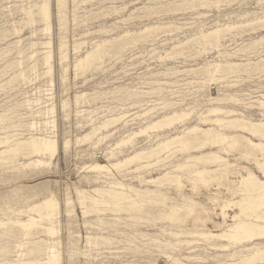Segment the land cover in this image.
Instances as JSON below:
<instances>
[{
    "label": "rangeland",
    "instance_id": "rangeland-1",
    "mask_svg": "<svg viewBox=\"0 0 264 264\" xmlns=\"http://www.w3.org/2000/svg\"><path fill=\"white\" fill-rule=\"evenodd\" d=\"M43 4L48 6L47 19L38 12ZM63 4L0 0V139L7 136L12 145L41 134L55 135L58 142L53 158L27 157L25 151L9 161L0 157V264H44L51 255L56 259L51 264H224L248 254L255 244L264 246V240L236 245L201 238L237 223L235 210L227 206L242 198L239 181L247 170L264 181L256 165L259 161L264 166V155L253 151L244 138L264 140L236 127L241 120L264 125V0H64ZM215 29L220 31L218 37L204 38ZM92 51L102 57L93 59L87 70L74 69ZM52 107L50 116L39 114ZM215 107L222 111L218 116L209 113ZM179 113L187 114L181 122L140 133L164 116ZM120 116L124 117L116 127L112 124L82 139L101 122ZM202 116L235 123L206 122V126ZM44 121L48 124L42 125ZM192 127L230 136L237 141L235 148L225 143L201 148L192 144L183 152L177 149L150 158V166L139 171L136 168L144 160L128 163L127 168L112 167L110 176L87 169L96 162L110 167ZM65 141L68 145L63 146ZM208 152L225 161L199 165L188 158ZM31 161L41 163L26 166ZM226 163V168L219 167ZM181 165L196 167L183 171L177 169ZM203 167L220 171L195 177L193 172ZM167 172L169 180L164 178ZM111 182L128 188L118 190L137 207L118 212L114 205L102 204L84 215L86 207L79 197H96L91 191L108 190ZM130 189L144 195H132ZM50 196L58 205L53 219L29 210ZM175 207L179 210L173 216L170 210ZM246 211L253 215L260 210ZM30 218L39 225L29 231L18 226ZM39 227L54 231L44 233ZM257 263L264 260L251 264Z\"/></svg>",
    "mask_w": 264,
    "mask_h": 264
},
{
    "label": "bare ground",
    "instance_id": "bare-ground-1",
    "mask_svg": "<svg viewBox=\"0 0 264 264\" xmlns=\"http://www.w3.org/2000/svg\"><path fill=\"white\" fill-rule=\"evenodd\" d=\"M58 4L59 5H64V0H57ZM260 3V2H259ZM37 10V9H36ZM38 12L47 19V16H48V6L47 4H43L42 6H40L38 8ZM42 17V19H43ZM257 20V19H256ZM46 21V20H44ZM94 21V20H93ZM255 21V20H254ZM257 22H259L257 20ZM80 25V24H79ZM254 25V24H253ZM228 26V25H227ZM170 27V26H169ZM229 27V26H228ZM47 28V27H46ZM49 28V27H48ZM148 28V27H147ZM247 28V26H246ZM151 29V28H149ZM156 29V28H153L152 31ZM228 29V28H227ZM225 29V30H227ZM231 29V28H230ZM234 29V28H232ZM236 29V28H235ZM224 30V29H223ZM224 30V31H225ZM150 31V30H149ZM175 31V30H174ZM146 32V31H145ZM219 29H215V30H212L210 32H207L206 35H204V38H216L219 36ZM149 33V32H148ZM206 33V32H205ZM141 34H145L144 31L143 33ZM133 35V34H131ZM141 36V35H140ZM203 36V35H202ZM125 37V36H124ZM123 37V38H124ZM128 37V36H126ZM134 37V36H132ZM148 37V36H147ZM120 38V37H119ZM203 38V37H202ZM122 39V38H121ZM120 39V40H121ZM146 39V38H144ZM195 39V38H193ZM119 40V41H120ZM204 40V39H203ZM116 41V40H115ZM263 41V40H262ZM187 42V41H186ZM258 42H261L258 41ZM113 43V42H111ZM184 43V42H183ZM189 43V42H188ZM45 45H48L49 43H44ZM100 44V43H99ZM110 44V43H109ZM108 44V45H109ZM185 44V43H184ZM187 44V43H186ZM257 44V43H256ZM75 45V44H74ZM102 45V44H101ZM99 45V46H101ZM106 45H107V42H106ZM119 45V44H118ZM150 45V44H149ZM77 46V44H76ZM75 46V47H76ZM79 46V45H78ZM78 46L76 48H78ZM104 46V44H103ZM112 46V45H111ZM48 47V46H47ZM74 47V48H75ZM96 47V46H95ZM107 47V46H106ZM60 48L62 49L63 47L60 46ZM75 48V49H76ZM173 48V47H172ZM264 48V47H263ZM100 49V48H99ZM103 49V48H102ZM124 49V48H123ZM64 50V48H63ZM98 50V49H97ZM96 51V50H95ZM77 52V51H76ZM119 52V51H118ZM66 54V52H64ZM117 53V52H116ZM122 53V52H121ZM169 53V52H168ZM104 54V53H103ZM102 55V54H101ZM50 56V55H49ZM49 56H46V61H48L49 59ZM107 56V55H106ZM105 56V57H106ZM258 56V55H257ZM61 57V56H60ZM100 57L102 56H99L98 54L94 53V51L92 52H89L85 57H83L82 59H80L74 66V69H79V70H87V68H90L89 66L93 65V64H90L91 61L94 59H100ZM110 57V56H108ZM104 58V57H103ZM102 58V59H103ZM63 59V58H62ZM165 59V58H164ZM64 60V59H63ZM45 61V60H44ZM45 61V62H46ZM61 61V60H60ZM161 61V60H160ZM95 62V61H94ZM101 62V61H100ZM207 66V65H206ZM92 67V66H91ZM218 65H215L214 69L217 68ZM258 67V66H257ZM49 68V67H48ZM94 68V66H93ZM97 68V67H96ZM50 69V68H49ZM209 69V68H207ZM211 69V68H210ZM91 70V69H90ZM255 70V69H254ZM49 71V70H48ZM196 71V70H194ZM200 71V70H199ZM207 71V70H205ZM24 72V71H23ZM50 72V71H49ZM66 72V71H65ZM75 72V71H74ZM79 72V71H78ZM82 72V71H81ZM190 72V71H189ZM188 72V73H189ZM202 72V70H201ZM77 73V72H75ZM47 74V73H46ZM233 74V73H231ZM15 76V75H14ZM20 76V75H19ZM17 76V77H19ZM74 77V76H73ZM14 79V77H13ZM18 79V78H17ZM145 84V83H144ZM128 90V89H127ZM131 91V90H130ZM127 92V91H126ZM143 92V91H142ZM115 93V92H114ZM121 93V92H120ZM78 97V96H77ZM120 97V96H119ZM135 97V96H134ZM133 97V98H134ZM122 98V97H121ZM120 98V99H121ZM263 99V98H262ZM218 100V99H217ZM101 102V101H100ZM259 102V101H258ZM257 102V103H258ZM256 103V104H257ZM263 103V102H262ZM37 104V103H36ZM139 104V103H138ZM137 105V104H136ZM170 105V104H169ZM261 105V104H259ZM63 106V105H62ZM264 106V105H263ZM262 106V107H263ZM139 107V106H138ZM39 108V107H38ZM134 108V107H133ZM260 108V106H259ZM264 108V107H263ZM262 108V109H263ZM116 109V108H115ZM137 109V108H136ZM154 109V108H153ZM53 107L44 111V112H39V114L41 113L44 118H45V115H48L50 113L53 112ZM143 110V109H142ZM152 110V109H151ZM108 111V110H107ZM112 111V110H111ZM114 111V110H113ZM56 112V111H55ZM114 112H117V110H115ZM208 112V111H207ZM222 111L215 107V108H210L209 110V113L210 114H213L215 116H218L219 113H221ZM224 112V111H223ZM227 112V111H226ZM229 112V110H228ZM145 113H148V112H145ZM144 113V114H145ZM34 114V113H33ZM53 114V113H52ZM109 114H111L109 112ZM151 114V113H149ZM148 114V115H149ZM106 115V114H105ZM118 115V114H117ZM143 115V114H142ZM165 115V114H164ZM223 115V114H222ZM229 115V114H228ZM227 115V116H228ZM39 116V115H37ZM50 116V115H48ZM145 116V115H144ZM187 116V114L185 113H182V114H172V115H166L164 116L163 118H161L160 120L158 121H155L153 123H151L149 126H147L145 129L141 130L140 133L144 132L145 133V130H154L155 129H161V128H165L166 126H171L172 124H174V122L178 121V122H181L179 120H182L183 118H185ZM225 116V114H224ZM223 116V117H224ZM108 117V116H106ZM124 116H120V117H117V118H110L104 122H101V124H99L98 126L96 127H93L91 129L90 132L86 133L82 139L83 140H87L89 139L90 137H92V135L96 134L97 132L100 133V131H105L104 129L108 128L110 125L113 126L112 124H114V126L116 127L117 125H115V123L119 122L120 119H122ZM139 117V116H138ZM137 117V118H138ZM205 117V116H204ZM202 116V118H204ZM209 117V116H208ZM221 117V116H220ZM231 117V116H229ZM237 117V116H236ZM238 117H241V116H238ZM244 117V116H243ZM40 118V117H39ZM43 118V117H42ZM105 118V117H104ZM142 118V117H141ZM201 118V117H200ZM199 118V119H200ZM227 118V117H226ZM228 119V118H227ZM230 119V118H229ZM121 121V120H120ZM186 121V120H185ZM235 121V119H230V120H227V121H223L219 118H215V119H208V118H204L203 119V123L204 125H206V122L209 123L211 122L212 123V126L214 124V126H219V124L221 125V123H227L228 126L229 124L233 123ZM237 121V120H236ZM177 122V123H178ZM183 122V121H182ZM241 122L243 123H239L236 127L238 128V130H240V132L242 131L243 133L249 135V136H252V137H259L261 139L264 140V125L263 124H251V123H246L245 121H242ZM39 123V122H38ZM37 123V124H38ZM235 123V122H234ZM238 123V122H237ZM41 124V123H39ZM47 125L48 122L47 121H44L42 123V125ZM34 125H36V122L35 123H32L30 125V127H34ZM53 125V124H52ZM176 125V124H175ZM174 125V126H175ZM210 125V124H209ZM223 125V124H222ZM221 125V126H222ZM236 125V124H234ZM49 126V125H48ZM54 126V125H53ZM92 126V125H91ZM113 126V127H114ZM207 126V125H206ZM39 127V126H38ZM112 127V128H113ZM111 128V127H110ZM177 128V127H176ZM216 128V127H214ZM223 128V127H222ZM227 128V127H226ZM230 128V127H229ZM31 129V128H30ZM166 129V128H165ZM186 129V128H185ZM184 130V129H183ZM213 130V129H212ZM211 129H202L200 127H192V128H189L185 133L181 134V135H176V136H173V137H169V138H166V140H163L161 142H159L156 147H153L151 148L150 150H140L138 152H136L134 155L126 158L124 161H120L118 163H114L112 165L107 166V165H103V164H100V163H95L93 165H90L87 169L93 171V172H98V173H105L107 175H109V173H111V170L110 168L112 169V167H114V169H118L119 167H122L124 164L125 167L127 168V164L129 163H132V162H138V161H143L145 162V164H141L140 166H138L136 168L137 171H139L138 169H141V168H144V167H147V166H150V158H154L156 156H159L161 155V153H171L172 151L174 152V150H177L179 149V151H185V150H188V146L192 145V144H196L197 146H194V148H201L202 146L204 147L205 144L207 145L208 143H210V146L211 145H219V144H227L229 145L230 147L231 146H234L236 144V140L234 138H231L230 136H225V135H219L218 133H213ZM237 130V129H236ZM43 131V130H41ZM46 131V130H45ZM107 131V130H106ZM160 131V130H159ZM44 132V131H43ZM238 132V131H237ZM139 133V132H138ZM137 133V134H138ZM148 133V131L146 132ZM145 133V134H146ZM100 135V134H99ZM55 136V135H54ZM51 136H46V135H31L30 137H27V138H23L21 140H17L16 142H14V144L12 143V145L8 144L9 142L11 143V141H9L8 137L5 136V137H2L0 139V148L3 147V149L1 150L0 149V157H3L4 159H6L7 161H9L13 156H17L18 154H22V151H25L26 153H23L25 155L28 156H33V155H40V156H49V158H53L54 155L57 154V150H58V146H57V141L56 139ZM95 136V135H94ZM135 136V134H134ZM141 136V135H140ZM237 136V135H236ZM138 137V136H136ZM239 137V136H238ZM241 137V136H240ZM134 138V137H133ZM160 138V137H159ZM237 138V137H236ZM244 138V137H243ZM99 139V138H98ZM105 139V138H104ZM135 139V138H134ZM244 139H247V142L245 143H248V145L252 146L254 149H257L259 150L262 155H264V141L263 142H253L250 138L246 137ZM102 140V137L101 139ZM129 140H132L130 137L128 139ZM156 140V139H155ZM255 140V139H254ZM15 141V140H14ZM90 141V140H89ZM133 141V140H132ZM159 141V140H158ZM88 142V141H87ZM240 142V141H239ZM242 142V141H241ZM244 142V141H243ZM127 143V142H126ZM155 143V142H154ZM65 145L63 146H66L68 145V141L64 143ZM121 142H120V146H121ZM125 144V143H124ZM128 145V143H127ZM118 146V145H117ZM125 146V145H124ZM116 147V146H115ZM212 147V146H211ZM218 147H221V146H218ZM150 148V147H149ZM235 148V146H234ZM242 148V147H241ZM247 148V147H246ZM193 149V148H192ZM224 149V148H223ZM244 149V148H243ZM248 149V148H247ZM221 150V149H220ZM246 150V149H245ZM244 150V151H245ZM202 151V150H201ZM248 151V150H247ZM175 153V152H174ZM172 153V154H174ZM111 154V153H110ZM109 154V155H110ZM168 154V155H169ZM251 154V153H250ZM24 155V156H25ZM108 155V156H109ZM171 155V154H170ZM114 156L111 155V157ZM248 156V155H247ZM23 157V156H22ZM36 157V156H35ZM167 157V156H166ZM164 157V159L166 158ZM152 158V159H153ZM158 158V157H157ZM156 158V159H157ZM189 159L193 160V163L194 161H197L195 163H198L200 165L199 162H202L203 164H211V163H221V162H224L225 160L220 157L219 155H217V153L215 152H208L202 156H193V157H188ZM14 159V158H13ZM44 159V158H43ZM163 159V158H162ZM163 159V160H164ZM12 160V159H11ZM49 160V159H48ZM264 160V159H263ZM141 161V162H142ZM149 161V162H148ZM158 161V160H157ZM156 161V163H157ZM160 161V160H159ZM257 161V160H256ZM189 162V161H188ZM191 162V161H190ZM189 162V163H190ZM41 162L40 161H31L30 163H28L26 166H30V165H38L40 164ZM155 163V164H156ZM187 163V162H186ZM194 163V164H195ZM49 164V163H48ZM138 164V163H137ZM214 165V164H213ZM216 165V164H215ZM222 165H224V167L226 166L227 167V163L226 164H221L219 165V167H221ZM256 165H257V168L261 169V173L263 174V177H264V166H263V163L257 161L256 162ZM177 166V165H176ZM191 166V167H190ZM203 166V165H202ZM212 166V165H211ZM218 166V165H217ZM135 167V166H134ZM190 167V169L196 167H192V165H181V166H178L177 169H186ZM206 167V166H205ZM203 167L202 169H197L193 172V170L191 172L194 173V176L199 178V179H202L204 176L206 175H213V172H217V171H220L219 169H216V170H208L207 168ZM209 167V166H208ZM225 167V168H226ZM86 168V167H85ZM163 168V167H162ZM201 168V167H200ZM210 168V167H209ZM215 168V167H214ZM230 168V167H229ZM227 168V169H229ZM124 169V168H123ZM122 169V170H123ZM196 169V168H195ZM211 169V168H210ZM224 169V168H223ZM222 169V170H223ZM225 169V170H227ZM245 169V168H243ZM121 170V169H120ZM121 170V171H122ZM126 170V169H124ZM128 170V169H127ZM169 170V169H168ZM175 172L177 173V170L176 168L174 169ZM174 170H170V171H174ZM182 170H180L182 172ZM224 170V171H225ZM237 170V169H236ZM251 170V169H250ZM258 170V169H257ZM184 171V170H183ZM187 171V170H186ZM248 171V172H247ZM247 174L245 176H242L241 180L239 181L240 183V186L241 187V195H242V198L238 201H235V202H231L228 204V210L229 209H234L235 210V218L237 219V223L227 227L223 232L221 233H203L201 234V238H206V239H215V241L217 239L219 240H223V241H228L230 242L229 244L232 243H236L237 244H243V243H252V242H255V241H258V240H262L261 242H263L264 240V181L261 180L255 173L247 170ZM245 172V171H244ZM116 173V172H115ZM130 173V172H129ZM134 173V171H133ZM136 173V171H135ZM134 173V174H135ZM172 173V172H171ZM180 173V172H179ZM183 173V172H182ZM181 173V174H182ZM170 174V173H169ZM168 172L167 174L165 173L164 175V178L168 179L170 178L168 175ZM217 174V173H216ZM225 174V173H224ZM222 174V175H224ZM237 174H240V173H237ZM105 175V176H107ZM111 175V174H110ZM109 175V176H110ZM124 174H122L123 176ZM133 175V174H131ZM178 175V174H177ZM226 175H229V174H226ZM193 176V175H192ZM241 176V175H240ZM137 177V176H136ZM135 177V178H136ZM142 177V175H141ZM208 177V176H207ZM206 177V178H207ZM115 178V177H114ZM139 178V177H138ZM137 178V179H138ZM163 178V179H164ZM173 180H176V178L174 177H171ZM205 178V179H206ZM222 178V177H221ZM140 179V178H139ZM160 180V178H157V179H152V180H147L146 184H150L151 182H155L157 180ZM169 180V179H168ZM161 181H162V178H161ZM160 181V182H161ZM164 181V180H163ZM180 181V180H179ZM122 182V181H121ZM144 182V181H143ZM206 183L207 180L205 181ZM145 183V182H144ZM156 183V182H155ZM192 183V182H191ZM198 183V182H197ZM112 186L110 187V189L108 190H102V189H94L92 190L91 192H93L95 196H92L91 194H87L84 196H81L79 198L80 199V202L81 203V206H85V211H84V215L85 213H88L89 210L92 208H95V206L97 205H102V204H112L115 206V209L118 211L119 209L122 210V209H125V208H136L137 205L135 202H133L132 200L130 201L129 199H131V197L129 195H126L125 193L122 192V190L124 191L125 189L128 190V188H125L124 189V186L122 185V183H119V182H111L110 183ZM140 184V183H139ZM170 184V182H169ZM226 184V183H225ZM126 185V184H125ZM145 185V184H144ZM180 185V184H179ZM155 186V185H154ZM228 186V185H227ZM123 188V189H122ZM118 189H122L121 191H119ZM131 191L133 189H130ZM126 191V190H125ZM134 191V190H133ZM129 192V191H128ZM146 192V191H145ZM85 193V192H84ZM131 193V192H130ZM148 193H152L151 191L148 192ZM159 193V192H158ZM135 194L136 196H141V195H144L142 192H139V191H134V193H132V195ZM80 195V194H79ZM152 196V195H151ZM155 196V195H154ZM142 197V196H141ZM145 197V196H144ZM143 197V198H144ZM147 197V196H146ZM145 197V198H146ZM156 197V196H155ZM134 198V197H133ZM140 198V197H138ZM144 198V199H145ZM151 198V197H150ZM158 198H160L158 196ZM165 198V197H164ZM135 199V198H134ZM143 199V200H144ZM147 199V198H146ZM157 199V197H156ZM163 199V198H162ZM183 199V198H182ZM181 199V200H182ZM185 199V198H184ZM158 200V199H157ZM186 200V199H185ZM79 201V200H78ZM183 201V200H182ZM187 202V201H186ZM185 203V202H184ZM60 204V203H59ZM190 204V203H189ZM198 204V203H197ZM200 204V203H199ZM198 204V205H199ZM89 205V207H88ZM70 206V205H69ZM113 206V208H114ZM139 206V205H138ZM182 206V204H181ZM190 206V205H189ZM72 207V206H71ZM184 207V206H183ZM57 208H58V205H57V202L56 200L54 199V197L50 196L46 199H44L42 202H40L39 204H35L33 205L29 210L30 211H36L37 214L40 215V218H48V219H51L53 216H56V211H57ZM99 208V207H98ZM101 208H103L101 206ZM100 208V209H101ZM107 208V206H106ZM246 208H250L251 210L253 208H258L260 211H258V213H253V215L249 214L247 211H246ZM108 209V208H107ZM181 209V207H180ZM96 210V209H95ZM98 210V209H97ZM114 210V209H113ZM126 210V209H125ZM135 209H133L134 211ZM137 211H139L138 209H136ZM135 210V211H136ZM179 210V208L175 207V208H172L170 211H172V215L174 216L176 213ZM223 210V208H222ZM72 211V210H71ZM105 211H110V210H106ZM129 211V210H128ZM227 211V210H226ZM70 212V211H69ZM96 212V211H95ZM113 212V211H112ZM119 212V211H118ZM179 212H182V211H179ZM189 212V211H188ZM73 213V212H72ZM83 213V212H82ZM91 213V212H90ZM169 213V211H168ZM227 213V212H226ZM223 215L224 217L226 216L225 214V211H223ZM176 216V215H175ZM227 217V216H226ZM234 217V216H233ZM254 217V218H253ZM167 218V217H166ZM173 218V217H172ZM171 218V219H172ZM175 218V217H174ZM250 218H252L250 220ZM53 219V218H52ZM130 219V218H128ZM135 219V218H134ZM169 219V218H168ZM227 219V218H225ZM45 220V219H44ZM117 220V219H116ZM131 220V219H130ZM37 221V220H36ZM36 221H34L33 219H28L26 220V222H17L18 226L20 225L21 227H23L24 229H27V231H29V229L31 227H36L37 225H39ZM42 221V220H41ZM40 222V221H39ZM119 222V221H117ZM115 223V221H114ZM1 225V223H0ZM49 225V224H48ZM47 225V226H48ZM46 226V225H45ZM20 227V229H21ZM39 228H42L44 233L47 232V233H52L54 230L52 229V227H39ZM38 228V229H39ZM215 228V227H214ZM23 230V229H21ZM41 230V229H40ZM164 230V229H163ZM119 232V231H118ZM205 232V231H204ZM24 233V232H23ZM41 233V232H40ZM195 233V232H194ZM162 234V232H161ZM168 234V233H167ZM29 235V234H28ZM48 235V234H47ZM122 235V234H121ZM52 236V235H50ZM171 236V235H169ZM199 236V235H198ZM173 239L174 237L171 236ZM196 237V236H195ZM199 237V238H200ZM100 238V237H99ZM177 238V237H175ZM200 238V239H201ZM97 239V238H95ZM107 240V239H106ZM98 241V240H97ZM100 241V240H99ZM199 241V240H198ZM205 241V240H204ZM92 242V241H91ZM101 242V241H100ZM203 242V241H202ZM207 243V242H206ZM103 244V243H102ZM106 244V243H104ZM163 244V243H161ZM189 244V243H188ZM166 245V243H165ZM257 244H255L254 246H251L250 248H248V250H251L248 254H245V255H242L240 256V258L237 257V259H234V260H231L229 262H226L224 264H251L255 261H262L264 260V246H261V247H258L256 246ZM168 246V245H167ZM208 246V245H207ZM165 247V246H164ZM225 246H223V248H225ZM242 248V247H240ZM225 250H228V249H225ZM246 250V249H245ZM248 252V251H247ZM236 253V252H235ZM241 253V252H240ZM232 254V253H231ZM234 255V254H233ZM223 256V255H222ZM193 257V256H191ZM199 257V256H198ZM167 258V257H166ZM224 258V257H223ZM232 258V257H231ZM236 258V257H235ZM176 259V258H175ZM174 259V260H175ZM191 259V258H190ZM213 259V258H212ZM230 259V258H229ZM55 256L51 255V256H48V261L45 262L44 264H51V263H54L55 262ZM170 260V259H169ZM168 260V261H169ZM180 260V259H179ZM188 260V259H187ZM218 260H221V259H218ZM190 261V260H188ZM187 261V262H188ZM194 261V259H193ZM201 261V260H200ZM213 261V260H212ZM224 261V260H223ZM171 262V261H170ZM186 262V261H185ZM197 262V261H196ZM195 262V263H196ZM206 262V260H205ZM208 262V261H207ZM173 263V262H172ZM171 263V264H172ZM176 263V262H174ZM191 263V262H190ZM202 263V262H201ZM211 263V262H210ZM215 263V262H214ZM262 263V262H260ZM203 264H204V261H203ZM258 264V263H257Z\"/></svg>",
    "mask_w": 264,
    "mask_h": 264
}]
</instances>
